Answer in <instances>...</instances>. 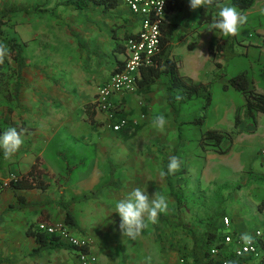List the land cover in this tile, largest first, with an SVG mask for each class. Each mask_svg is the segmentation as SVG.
I'll return each mask as SVG.
<instances>
[{
    "label": "rangeland",
    "instance_id": "obj_1",
    "mask_svg": "<svg viewBox=\"0 0 264 264\" xmlns=\"http://www.w3.org/2000/svg\"><path fill=\"white\" fill-rule=\"evenodd\" d=\"M65 1L0 0V17L7 19L3 37H14L19 41L30 63L27 68V61L20 89L16 90V77L5 75L8 86L2 88L0 93V133L9 127H16L22 133L23 143L17 151L16 170H26L35 161L36 156L43 161L47 160L50 167L55 166L56 160L63 155L59 141L67 144L82 141L77 142V150L72 151L77 157L72 158L77 166L73 176L68 179L59 177L58 173L52 172L48 166L43 169L44 179L49 184L48 190L44 192L47 194H43L40 189H31L27 192L28 197L35 200L42 197L51 200L52 203L47 206L53 214L52 221L64 222L62 215L65 210L57 203L58 200L62 197L65 200H79L99 188L109 179V163L112 162L117 171L115 186L105 189L98 199L78 201L72 205L75 215L78 216L80 229L95 233L96 241H99L96 249L100 248L101 261L104 264H111L112 261L113 264H178L182 255L190 254L195 240L201 244L205 239L206 227L210 220L214 219L219 225L225 212L228 210L230 213L237 206L245 209L249 215L259 214V204L264 200V113H260L256 122L242 114L245 122L239 132L234 127V111L236 106L245 102V96L232 88L224 90L222 86L232 75L247 70L256 88L264 92V0H255L253 7L247 11L238 10L247 17V22L232 38L236 56L224 61L222 79H215L218 71L211 47L227 36L210 31L215 20L206 23L201 30L197 27L196 31L187 37V43L197 45L196 51L202 56L207 48L209 50L204 83L210 85L212 104L208 108L203 125L189 122L204 114L201 110L203 99H193L183 105L178 117L173 114L168 101L162 99L160 103L165 105V110L158 111L154 108L151 114L147 111L144 126L121 132L103 128L81 138H73L72 131L59 126L58 123L50 128L40 120L43 119L41 115L45 101L39 97L38 92L35 95L30 94V90L24 88L25 79L26 83L32 79L33 84L30 85L39 86L40 76L36 75L39 71L44 80L51 76L46 71L63 72L68 79L77 60L88 72L95 67L94 54L82 50L78 57L76 52L78 32L92 15L89 11H80L65 5ZM224 5L232 6L231 0L218 4V9L212 12V16L217 18L219 9ZM199 9L192 10L189 6L188 11L177 13L173 20L191 24L195 20L193 12ZM86 47L84 45L82 48ZM41 52L43 55L59 56L39 59ZM72 54L73 59L70 58ZM217 59L224 60L220 56ZM5 69L8 70L7 67ZM69 82L73 87L72 78ZM140 98L136 100L144 102ZM125 102L127 103L126 100L124 104ZM162 104H157L156 107ZM157 115H163L167 121L163 129L152 126V121ZM180 122L185 123L180 126ZM208 129L232 132V149L226 154L203 151L199 147V138L201 133ZM228 145L229 143H225L224 147ZM173 156L178 159L179 168L185 171L175 177L173 182L175 193L181 197L180 208L176 198L170 194L162 174L165 160ZM8 160L9 158H0V175L3 182L6 179L7 183L12 166ZM253 169L257 174L258 169L261 171L260 187H255L252 179L246 181ZM63 181L68 184V193L62 196L60 184ZM136 188L141 189L150 198L155 192L166 196L168 208L159 214L157 223H148L147 228L136 239H130L124 237L120 229V217L115 213V203ZM8 189L9 193L0 197V223L7 217L4 214L9 211L10 202L15 200L14 190ZM6 202L8 206L2 208ZM41 207V204H36L32 209L38 210ZM40 217L41 215L37 220ZM79 227L71 228L80 230Z\"/></svg>",
    "mask_w": 264,
    "mask_h": 264
},
{
    "label": "crops",
    "instance_id": "obj_2",
    "mask_svg": "<svg viewBox=\"0 0 264 264\" xmlns=\"http://www.w3.org/2000/svg\"><path fill=\"white\" fill-rule=\"evenodd\" d=\"M118 2H119L118 7L110 10L109 13L110 15L108 17H102L100 15H97V13L95 12L89 11L92 17L90 16V20L86 21L85 25L83 24L84 27L80 29V32H78L79 36L77 38L78 43H77V51H76L78 53V57H80L79 53L82 52V50H85L86 52L89 51L91 52V54L95 55V60H96L95 67H93L90 72H88V70L83 67V64L80 63L79 60H77L76 64L73 65L74 67L71 68V71L73 72L69 75L68 79L65 77L63 72L50 73L46 71V73L51 74V76L49 78L48 77L45 78L44 80V76L41 74V71H39V73L36 74L37 76H40L38 82L39 86L37 85L35 87L30 85L33 84L32 79H30L28 83H26V79L24 81V88L27 90L29 89L30 94L35 95L36 92H38L40 94L39 97L45 101V106L43 109L44 112L41 115L43 119L40 118V120H43L47 126L48 125L50 126V128L55 127L56 123H58V125L62 126L63 128L67 127L66 129L72 131L73 135L72 134L71 135L73 136V138H77V137L81 138L82 136H87L89 133L95 132L103 128L106 130L110 128L109 130H112L108 121L106 120L105 114L102 112H98L95 109L93 100L98 91V87L110 79V76L113 74L112 70L115 67L121 66L123 64L126 58L125 40L130 36H135L141 26L138 17H136L130 11L128 6H126L120 0H118ZM216 8L218 9L217 6L215 7V9ZM80 11H87V10H80ZM177 13H184V12L169 13L166 16V20L174 21L173 18ZM193 13L195 14V15L193 14L195 20L194 22H191V24L189 22V24L187 25L182 20L179 22L182 27H185V33L186 32L192 33L191 31L194 28H197L198 26L199 10L194 11ZM174 22H178V21H174ZM83 25L80 26L82 27ZM205 25L206 23L198 26L199 28L197 29L201 30V28H203ZM190 33L188 34V36L190 35ZM84 45L87 46L85 49L82 48ZM187 45L188 43L183 44L181 42L176 41L173 44L172 57L180 62L181 65L180 73L186 81L193 83H204L205 71H206L205 66L207 62V57H209V50L207 48V51H205L204 56H202L200 53L196 51L197 45H195L193 49H189ZM190 52H192V54ZM55 55L58 54L43 55V52H41L38 55V58L39 59L44 58L45 60V59L53 58L55 57ZM219 56L223 58L221 54L217 55V57ZM73 57L74 54L70 56L71 59H73ZM217 61H219L224 65V60L217 59ZM29 64L30 63L28 61L27 68ZM71 78H72V82L74 83L73 87L69 85L71 82V81L69 82V80ZM63 79H65V81H62ZM166 82H167V77H163L159 79L155 85H153L151 88H149L146 91H142V92L140 91L139 93L137 92L127 93L125 95L124 101L125 100L127 101V103L126 102L125 103L129 110L128 116L130 117L132 123L133 122L138 123L135 129L140 126H144L147 120V114H146L147 111L151 114L152 112H154V108L158 109V111L165 110L164 109L165 105L163 106V104L160 103V101L162 99L167 101ZM227 82L225 81V83ZM138 97L139 98L141 97L140 99L144 100L142 106L139 105L140 101L136 100ZM157 98L160 99L157 101L155 100ZM92 103H93V107H90L89 110L93 109L96 112L95 120L98 124L96 127L92 125L91 120L88 117L90 111H88L86 107L87 104H92ZM244 103L245 102L236 106L235 111L238 107L242 106ZM157 104H162V105H160V107H156ZM235 111H234V115H235ZM143 113L145 114V118L141 117ZM259 115L260 113H257L256 121H258L257 119ZM244 122L245 120L243 118L242 124H244ZM43 142L46 143L47 141L46 142L43 141ZM72 142L73 143L67 144L64 143L63 141H59V146H62V150H63L62 157L56 160L57 162L55 166H51V167L48 165V161L46 159H45L46 161L42 160L41 163L42 171L44 168L49 166L48 168L52 172L58 173L57 176L59 177H64L65 179L72 177L74 170L77 168V166L74 165L75 163H73L75 160L72 159V158L77 159V157L75 153H72V151L77 150L75 144L77 142L82 143V141H72ZM80 149H82V147ZM68 153H70V155ZM17 156H18V152L14 154V157H10L8 160L9 163L12 164L10 168L11 174H10L9 182L14 177L16 179L21 178L30 168L28 167L26 168V170L22 172L16 170V166L18 164L16 160ZM1 157H3L2 152H0V158ZM22 162L23 161H21V164ZM33 163L34 161L32 162V164ZM254 167H255V163H253V168ZM258 172L259 174H257L253 169V172L250 173L251 175L249 174V176L246 178V181L252 179L253 183L255 184L254 185L255 187L256 186L260 187L262 185L260 180L261 171L258 169ZM42 177L44 178V173ZM0 178H2V175H0ZM6 181L7 180L5 179V181L2 182V185L4 186L7 185L8 183ZM46 183L48 182L46 181ZM60 186H61L60 190L62 196L65 193H68V189H67L68 184H66V181H63L60 184ZM48 188H49V184H48ZM48 188L46 190L41 188H33V189H40L43 191V194H47L44 192L47 191ZM11 190L14 189L11 188ZM29 190L31 189L14 190L13 193L15 194L14 196L15 200L11 201L10 204L17 205L18 203L17 196L23 195L26 197L27 202L33 203L38 201L40 203H35V204L37 205L41 204L42 207L37 210V209H32L34 207V205H32L20 210H15V211L9 210L6 214H4V216L7 215V217L0 223V256L10 257L15 259L16 261L14 263H3V264H80L77 255V249L67 245H66L67 247L60 249H47L42 252L41 256L30 255L32 250L38 247V244L34 237L27 235L26 231L28 227L30 226L31 223H34L37 220V217H39L40 215L41 216L49 215L51 220H54V218H53V214L51 213L50 207L47 206L48 204H51L52 201L44 197L40 198L39 200L29 198L27 194ZM9 191L10 189L7 188L0 197H3L4 195L6 196V194H8ZM61 199H59L57 203L63 208V206L61 205L62 204ZM74 203H77V201ZM73 204H71L70 210L72 214L76 217V219H78V216L75 215L72 209ZM7 206L8 203L6 202L5 204H3L2 208H5ZM258 208H260V206ZM63 210L61 211V215L63 214L62 213ZM259 212H260L259 214L253 213V215H249L245 209L239 206L232 209L230 213H228V210L225 212L223 217L225 216L229 217L230 225L226 226L224 222V218L222 217L221 223L218 225V228L223 227L220 233L221 236L225 235L226 237L227 235L231 234L233 241L230 244H226L224 241L223 242L224 244L221 247L217 246V242L214 243V245L212 246L209 252L210 258L213 259L212 264H223L225 260H227L230 264H264L263 240L258 241L259 244L258 255H246L243 257H237L234 253L238 245L237 240L238 239L242 240L241 239L242 235L246 234L248 237H251L253 236V233L257 228L264 227V208L263 209L260 208ZM1 215L2 214L0 213V216ZM62 216L65 218V214ZM228 228L230 229L227 230ZM80 230H74V231L79 234L86 233L92 236L93 244L91 245L92 246L91 250L97 255L98 258L97 264H104L101 261L102 253L100 248L96 249L97 243L99 241H96L97 237L95 233L92 231H86L84 229H80ZM214 248L220 249V253L215 256L212 255V250ZM191 252L192 249L190 250L189 255H182V256L187 257L189 262H191L190 264H195L190 256ZM113 263L114 262L112 261L111 264ZM107 264H109V262Z\"/></svg>",
    "mask_w": 264,
    "mask_h": 264
},
{
    "label": "trees",
    "instance_id": "obj_3",
    "mask_svg": "<svg viewBox=\"0 0 264 264\" xmlns=\"http://www.w3.org/2000/svg\"><path fill=\"white\" fill-rule=\"evenodd\" d=\"M225 0H211L204 8L199 9V19L198 26L216 21L217 18L212 16L217 4L224 2ZM255 0H231V5L238 9L240 12L247 11L253 7ZM65 5L72 6L77 10H87L97 13L102 17H108L110 10L118 7V0H66ZM189 3L188 0H167L166 13L173 12H185L188 11ZM7 14V13H5ZM4 14V15H5ZM7 24V19L0 17V48H2L6 54L0 56V93L2 88H7V79L4 78L5 75L9 77H16L15 87L18 91L22 85L21 80L23 78V72L27 65V59L24 55V49L22 45L14 37L7 38L3 37V28ZM197 26V27H198ZM196 28L191 32L194 33ZM190 32L185 33V27H182L179 22L163 20L161 22V38H160V51L154 58L151 65L143 67L141 71V77L138 82L137 93L140 91H146L157 83L162 77H167V101L173 109V114L179 116L181 113V107L193 99H203L204 104L201 106L203 115L195 118L190 123L197 125H203L205 123L207 112L209 106L212 104V93L209 90L210 85L205 83H193L188 82L180 73V62L172 57L173 44L178 41L183 44L187 43V36ZM127 38V37H126ZM233 36H227L222 41L217 42L213 47H211L213 60L217 68V74L215 79H221L224 77L222 74L223 64L217 61V55L221 54L224 61L230 60L236 56V51L233 49L232 45ZM187 47L189 49L194 48V43H188ZM12 62V63H11ZM8 68L6 70L5 68ZM119 70V66L112 70L115 73ZM264 76V74H263ZM234 89L245 96V103L238 107L235 111L234 116V127L241 132L240 127L243 123V115L253 122H256L257 113H264V93L260 92L255 84L254 80L250 77L247 70H242L236 74L229 77L228 82L223 85L224 90ZM7 97L9 95H6ZM89 114L88 117L94 127L98 124L95 120L96 112L90 109L93 107L92 104L86 105ZM243 114V115H242ZM185 122H180L179 125L182 126ZM128 131V130H125ZM180 129L179 135L180 136ZM234 136L232 132L219 129H208L201 133L199 138V147L203 151H217L221 154L228 153L233 147ZM225 143H229L227 147H224ZM171 158V157H170ZM165 160L163 168V177L167 181V186L170 194L176 198L178 202V207H181V197L174 191V178L180 176L185 171L182 168L174 174H167V165L169 159ZM42 159L36 156L34 163L30 166L29 170L21 177L17 179H11L7 185H2V178H0V196L4 193L7 188H12L14 190H28L33 188H41L46 190L48 188V183L44 180L43 171L41 169ZM110 175L107 182L101 185L94 191H91L81 197L79 200H65L61 199L62 206L65 210V223L74 228H78V222L76 217L72 214L70 207L71 204L78 201L88 200L91 198H98L99 195L108 187L115 186V174L116 167L110 162ZM17 205L10 204L9 210L15 211L24 209L26 207L36 205L34 202L29 203L23 195L17 196ZM260 208H264V201L260 203ZM39 221L51 222L49 215H42ZM34 223H31L28 227L26 233L27 235L34 237L38 247L34 248L30 253L31 256H41L42 252L47 249H60L67 247L59 237L53 234H48L46 232L33 230ZM206 236L204 241L199 244L198 241L194 242L191 252V258L195 264H212L213 259L210 258V249L217 242V246H223L225 241V235L221 236V228H218V223L212 219L209 221L206 227ZM187 258V257H186ZM16 260L10 257L0 256V264L3 263H14ZM187 263L190 264L188 258Z\"/></svg>",
    "mask_w": 264,
    "mask_h": 264
},
{
    "label": "built area",
    "instance_id": "obj_4",
    "mask_svg": "<svg viewBox=\"0 0 264 264\" xmlns=\"http://www.w3.org/2000/svg\"><path fill=\"white\" fill-rule=\"evenodd\" d=\"M130 11L138 17L140 29L135 36L125 40L126 58L119 70L110 76V79L98 87L94 107L98 112L106 116L111 129L115 132L135 129L138 123L131 122L128 116V108L124 104V97L127 93H134L137 90L143 67L153 63L155 56L160 51L161 22L166 20L167 0H120ZM143 105V101L139 102ZM145 118V114L141 115ZM264 155V152H263ZM12 179H16L15 177ZM226 226L230 225L229 217H224ZM33 230L46 232L59 237L65 245L77 249L80 264H97V255L91 250L93 238L89 234L76 233L64 222H48L37 220ZM264 241V227L257 228L249 241L237 240V247L234 251L237 257L246 255H258V241ZM233 241L232 235L225 237V243ZM220 253L219 248L212 250V255ZM179 264H188L187 258L182 256ZM223 264H230L227 260Z\"/></svg>",
    "mask_w": 264,
    "mask_h": 264
},
{
    "label": "clouds",
    "instance_id": "obj_5",
    "mask_svg": "<svg viewBox=\"0 0 264 264\" xmlns=\"http://www.w3.org/2000/svg\"><path fill=\"white\" fill-rule=\"evenodd\" d=\"M211 0H188L192 10L204 8ZM247 22V17L240 13L235 7L224 5L219 9L218 18L214 22L212 29L221 33L223 36H235L239 28ZM6 52L0 48V56ZM167 121L163 115H157L152 121V126L163 129ZM23 143L22 133L16 127H9L0 133V152L3 157L8 159L20 149ZM179 161L176 157H171L167 165V174H174L179 168ZM163 174V173H162ZM168 208L167 197L155 192L151 198L141 189L136 188L130 191L125 198L115 203V213L120 217V229L124 237L136 239L148 226V223L155 224L158 216ZM241 239L249 241L245 234Z\"/></svg>",
    "mask_w": 264,
    "mask_h": 264
}]
</instances>
